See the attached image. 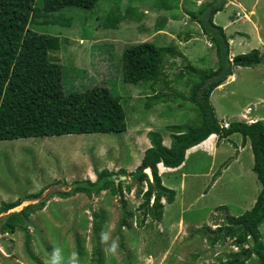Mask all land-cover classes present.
Masks as SVG:
<instances>
[{
    "label": "rangeland",
    "instance_id": "374dc122",
    "mask_svg": "<svg viewBox=\"0 0 264 264\" xmlns=\"http://www.w3.org/2000/svg\"><path fill=\"white\" fill-rule=\"evenodd\" d=\"M207 1L210 0H97L89 10L66 8L61 13H32L27 26L59 40V50L50 52V56L61 66L64 92L95 91L108 98L118 97L127 127L120 134L0 141V227L9 213L29 205H44L36 211H25L23 223L14 233L0 232V264H46L54 247L62 248L66 257L78 253L80 264H97L98 259L104 264H224L239 252L233 240L221 239L213 244L212 239L213 231L219 225L225 227L230 216L250 210L253 197L260 192L255 174L250 173L249 151L207 196L198 197L199 191L209 186L210 175L187 179L185 188L173 190L175 198L179 195L176 208L165 210L168 203L162 199L166 214L160 221L146 216L140 205L147 186L131 181L130 176L144 151L151 147L149 132L159 134L162 144L169 147L170 127L198 123V114L189 102L190 82L181 80L175 84V80L189 65L202 70L217 67L214 46L187 15ZM177 2L175 8L173 3ZM168 4L172 8L165 6ZM60 17L71 20L62 21ZM214 23L222 28L227 24L224 31L230 60L253 49L261 56L256 67H234L236 79L230 82L229 78L222 90L211 96L210 103L220 122L216 120L225 127L226 117L243 111L242 119L253 124L255 119H264V0H227ZM143 42L172 47L180 56H166L165 67L153 84L124 83L122 52ZM236 119L239 118L231 122ZM230 152H223L218 159L231 161ZM219 164L215 163L213 176ZM208 166L209 158L202 153L187 161L186 170L206 172ZM104 170L115 173L118 179L126 178L120 179L121 195L105 191L88 199L83 194L61 198L55 193L67 191L64 185L76 180L94 182ZM6 203L17 206L2 212ZM183 203H192L186 210L197 212L199 219L185 223L179 216L181 219L172 223L173 227H166L164 223L173 219ZM220 203L223 206H216ZM210 207H214L213 211L203 216ZM189 213L184 216L188 218ZM97 223L102 224L100 232L110 230L117 241L115 255L105 253L106 246L100 241V232H96ZM259 232L264 243V223ZM252 246L248 238L244 248ZM246 264H257V259L252 256Z\"/></svg>",
    "mask_w": 264,
    "mask_h": 264
},
{
    "label": "trees",
    "instance_id": "16d2710c",
    "mask_svg": "<svg viewBox=\"0 0 264 264\" xmlns=\"http://www.w3.org/2000/svg\"><path fill=\"white\" fill-rule=\"evenodd\" d=\"M96 2L97 0H0V141L65 135L120 134L126 131L125 113L118 97L108 98L95 91L64 92L61 66L50 56V52L59 50L58 38L40 34L27 26L30 16L36 10L46 14L61 13L66 8L89 10ZM173 4L175 8L178 6V2ZM226 4L227 0H210L199 6L197 11L187 12L200 27L202 35L214 46L217 64L215 69L206 70L189 65L184 72L178 73L175 80V84L181 80L190 82L189 102L198 114V123L187 127H170L169 147L162 144L159 134L149 132L147 137L151 147L144 151L140 164L130 176L131 181L146 184L147 189L142 194L143 202L140 206L145 208L146 216L160 221L163 214L162 199L171 204L175 193L162 185L158 171L164 174L169 171L166 168L179 167L184 161L186 150L200 144L187 152L188 158L192 152L212 142L214 135L226 139L239 134L243 141L249 140L253 156L252 171L261 190L250 210L235 217L230 216L225 227L219 225L213 231L215 235L212 243L229 239L239 248V252L234 253L224 264H246L252 256L257 259V264H264V243L259 232L260 225L264 223V123L231 122L228 127H222L217 122L215 110L210 103L212 92L233 76L234 67L253 68L261 61L256 49L230 60V47L224 28L214 23V16ZM165 6L172 8L173 5ZM60 20L68 21L71 18L60 17ZM177 55L180 56L172 47H162L150 42L128 47L121 55L122 80L132 85L142 82L153 84L165 67L166 56ZM190 72L194 75L191 76ZM148 171L152 181L148 179ZM121 185L122 182L116 178L115 173L104 170L97 174L94 182L76 180L70 185H64L68 187L67 191L55 193L61 198L83 194L92 199L105 191L113 196L121 195ZM126 190L129 191L130 188L127 187ZM150 200L153 201L152 206H149ZM15 206L17 205L6 203L1 211L6 212ZM43 206L29 205L19 212L9 213L0 227L1 234L14 233L22 225L25 211L30 208L36 211ZM101 226V223L96 224V232H100ZM248 238L253 242L252 248H244ZM97 264H104V261L98 259Z\"/></svg>",
    "mask_w": 264,
    "mask_h": 264
},
{
    "label": "crops",
    "instance_id": "0c3cea01",
    "mask_svg": "<svg viewBox=\"0 0 264 264\" xmlns=\"http://www.w3.org/2000/svg\"><path fill=\"white\" fill-rule=\"evenodd\" d=\"M226 25L227 24H224L223 25L224 28H225V30L228 28V27H226ZM232 75L233 76L230 77V79H231L230 82H233L232 81V78H235L236 79V75L235 74H232ZM227 82H228V79L224 82L225 83L224 85H222V86L218 87L217 89H215L212 92L211 96L213 94H215L216 91L222 90V87H224ZM211 96H210V100H211ZM261 101H263V100H261ZM243 114L244 113L242 111V112H238V114L236 113L234 115H231L229 117H226L228 120L224 122L225 127H228V124L231 123V119L232 118H239V119H236L237 122H244V123H247L248 124V121L242 119ZM250 117H251V115L248 116V118H250ZM258 117H261V115L258 116ZM262 117H263V115H262ZM216 118L219 120L218 117H216ZM252 119L253 118L251 117L250 120H252ZM257 120L258 121L262 120L261 122L264 121V119H259L258 118V119H255L253 122L255 123ZM219 122H220V120H219ZM199 145L200 144H198V145H196V146H194V147L186 150L185 155H184V161H183V163L179 167L174 168V169L166 168V169H169V171H167L165 174H160L159 173L160 174V178H161L162 185L164 187H166L168 189H171V190H174V191L175 190H179V189L185 188V187H183V185L185 186V181L187 179H192V180H195V179H198V178H201L202 179V178H206V177H208V175H210L211 176V180H210L209 186L207 188L204 187L203 190H200L199 191L200 193L198 195V197L207 196L211 191H213V189H215L218 186V184H220V182L223 180L225 174L227 173L228 169L234 167L237 164L238 160L240 159L241 155L244 154V153H247L248 151H249V159H248V161L250 162V173L253 172L252 171V167H253V156H252V152H251L250 142H249V140L243 141L242 138H241V136L239 134H233V135L229 136L226 139H220L218 136L214 135V139L212 140V142H210L207 145H205L204 148L196 151L194 154H192L191 156H189V158L187 159V152H189L192 149L198 147ZM230 150H231V152H230V159L232 158L231 161L228 160L229 162L228 161L223 162L224 160L218 159V156L219 155H221L223 152H229ZM202 153L205 154L207 158H209V166H208L207 171L206 172H198V171H194V170H186L187 161L191 157H193V156H199ZM217 161H219V163H220L219 166H218L219 167V170L213 176L212 173L214 171L215 163ZM246 170H244L243 173H246V175H247ZM166 175H168V176H166ZM254 176H255L254 179L256 180V182H258V184L260 186V183L257 180L256 175H254ZM256 188H257V190H261V186L260 187H256ZM205 190H206V193L204 194V191ZM178 196L176 194V198ZM176 198L174 197V200H173V202L171 204H166L165 205V210H169V209L176 208ZM255 200H256V198L253 197L251 203L253 201L254 202L250 206L251 208L254 205ZM183 204L184 205L181 208L177 209V211H176L177 213L175 212V209H174V212L176 213V215L173 217V219L170 222L164 223V225L166 227H170V228L173 227L174 226L173 224L174 223H177V221H179L181 219V217H182V219L184 220L185 223H187V221H189L190 223H192V220L199 219V216L197 215V212H195V211H189L190 212L189 213L186 210L187 209L186 206L189 207L190 204H192V203L186 204V205H185V203H183ZM223 204L224 203H220L219 205H216V206H223ZM216 206H214V207H216ZM214 207H210L209 209H207L203 216H206V213L207 212L209 213V212H211V210L213 211V208ZM165 210L163 212L164 215L166 214ZM188 213L190 215L188 216V218H186L184 215H186ZM179 216H181V217H179ZM195 223H197V222H194L193 224H195ZM178 224H179V222H178Z\"/></svg>",
    "mask_w": 264,
    "mask_h": 264
},
{
    "label": "clouds",
    "instance_id": "9594fccd",
    "mask_svg": "<svg viewBox=\"0 0 264 264\" xmlns=\"http://www.w3.org/2000/svg\"><path fill=\"white\" fill-rule=\"evenodd\" d=\"M150 176L151 175H148V177ZM100 241L103 245L106 246V254L115 255L117 253L118 243L115 239H112L110 230H102L100 232ZM46 264H80V257L79 254L75 252L69 254L66 257L62 248L54 247L51 251L50 259L46 261Z\"/></svg>",
    "mask_w": 264,
    "mask_h": 264
},
{
    "label": "water",
    "instance_id": "95a60500",
    "mask_svg": "<svg viewBox=\"0 0 264 264\" xmlns=\"http://www.w3.org/2000/svg\"><path fill=\"white\" fill-rule=\"evenodd\" d=\"M119 179L125 180L126 178L125 177H119Z\"/></svg>",
    "mask_w": 264,
    "mask_h": 264
},
{
    "label": "bare ground",
    "instance_id": "6f19581e",
    "mask_svg": "<svg viewBox=\"0 0 264 264\" xmlns=\"http://www.w3.org/2000/svg\"><path fill=\"white\" fill-rule=\"evenodd\" d=\"M149 173V172H148Z\"/></svg>",
    "mask_w": 264,
    "mask_h": 264
}]
</instances>
